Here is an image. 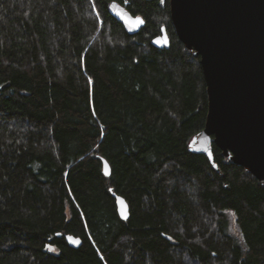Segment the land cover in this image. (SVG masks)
<instances>
[{
	"label": "trees",
	"instance_id": "16d2710c",
	"mask_svg": "<svg viewBox=\"0 0 264 264\" xmlns=\"http://www.w3.org/2000/svg\"><path fill=\"white\" fill-rule=\"evenodd\" d=\"M207 114L170 0H0V264H264V184L190 151Z\"/></svg>",
	"mask_w": 264,
	"mask_h": 264
},
{
	"label": "water",
	"instance_id": "95a60500",
	"mask_svg": "<svg viewBox=\"0 0 264 264\" xmlns=\"http://www.w3.org/2000/svg\"><path fill=\"white\" fill-rule=\"evenodd\" d=\"M109 12L130 35L146 25L118 2L111 3ZM170 12L180 41L200 57L207 85L206 125L190 151L216 167V145L264 184V0H170ZM152 45L170 48L165 28ZM104 172L110 176L107 162ZM115 198L120 217L128 220L127 201ZM66 241L74 249L83 244L72 235Z\"/></svg>",
	"mask_w": 264,
	"mask_h": 264
},
{
	"label": "rangeland",
	"instance_id": "374dc122",
	"mask_svg": "<svg viewBox=\"0 0 264 264\" xmlns=\"http://www.w3.org/2000/svg\"><path fill=\"white\" fill-rule=\"evenodd\" d=\"M233 225H234V224H233ZM232 229H233L234 232L237 231L236 226H232Z\"/></svg>",
	"mask_w": 264,
	"mask_h": 264
}]
</instances>
